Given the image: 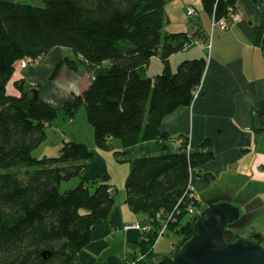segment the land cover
Here are the masks:
<instances>
[{
	"label": "trees",
	"instance_id": "16d2710c",
	"mask_svg": "<svg viewBox=\"0 0 264 264\" xmlns=\"http://www.w3.org/2000/svg\"><path fill=\"white\" fill-rule=\"evenodd\" d=\"M40 1L0 0V264H71L90 243L93 226L114 209L110 185L84 177L95 155L86 144L66 141L57 157L34 156L58 109L34 99L28 88L20 96L7 92L17 61L30 59L33 65L56 47L74 53L58 71L62 64L76 71L79 58L90 74L89 85L62 108L72 119L85 104L96 146L113 150L119 161L129 159L126 202L145 216L140 222L152 226L142 233L135 264H157L154 244L163 224L184 243L193 235L194 217L182 223L192 203L201 206L190 195L191 173L214 158L210 141L190 149L183 139L174 149L160 131L167 115L192 104L202 84L205 58L184 60L176 71L169 64L199 33L164 32L170 0ZM237 2L202 0L210 20L228 16ZM153 57L164 69L149 76ZM113 139L121 141V150ZM138 145L149 150L137 154ZM75 177L78 185L62 192V182ZM225 236L239 238L233 229Z\"/></svg>",
	"mask_w": 264,
	"mask_h": 264
},
{
	"label": "crops",
	"instance_id": "0c3cea01",
	"mask_svg": "<svg viewBox=\"0 0 264 264\" xmlns=\"http://www.w3.org/2000/svg\"><path fill=\"white\" fill-rule=\"evenodd\" d=\"M197 3V0H170L166 4L167 22L172 25L171 30L166 28V33H199L195 34L199 37L196 43L169 58L170 66L173 69L175 63L179 65L187 59L205 58L206 68L192 104L167 115L160 131L168 136L165 140L174 149L177 148L173 145L174 140L180 138L188 141L190 149L199 147L206 140L212 143L214 158L191 173L195 196L202 208L211 203L231 202L241 209V219L242 216H250L255 208L256 211L264 208V0H238L237 9L242 15L241 19L225 31L217 30L211 41L210 33L208 36L205 31L208 29L211 32V28L207 27L202 17L201 23L195 21L193 24L188 18L187 8ZM196 46L198 49L190 50ZM53 50L48 54H53ZM66 57L70 56L59 51L48 59L51 63H45L41 70L38 69L39 65L31 70L18 69L23 75L22 83L16 82L19 73L15 71L8 88L13 82L18 88V85L36 87L33 80L37 82L42 75L40 80L43 84H37L39 98L57 109L62 108L64 101L72 100L75 95L82 93L90 82L88 71L78 85L79 90L77 85L61 88L54 82L56 78L49 74ZM151 67L152 60L147 67V74L154 76L156 74H152ZM156 69L154 73H161L164 63ZM61 70L71 69L62 64ZM18 88L10 89L11 93L8 94L20 96ZM112 141L115 148L123 147L120 140ZM89 147L95 153L98 152L95 143ZM136 148H140L137 154L149 150V147L143 149V145ZM96 158L94 155L84 170V177L91 181L107 173L106 160L100 155ZM128 169L124 170L127 177ZM107 178L111 181L109 185L115 198L112 214L93 226L90 243L71 264H132L142 256L139 251L142 233L123 230V226L140 222L145 216L131 210L126 195H116L114 188L118 176L111 174ZM257 238L262 239L260 235ZM161 241L162 238L154 244L156 260L164 257L165 245Z\"/></svg>",
	"mask_w": 264,
	"mask_h": 264
},
{
	"label": "rangeland",
	"instance_id": "374dc122",
	"mask_svg": "<svg viewBox=\"0 0 264 264\" xmlns=\"http://www.w3.org/2000/svg\"><path fill=\"white\" fill-rule=\"evenodd\" d=\"M31 1L34 2V4L39 3V2L41 3L40 0H31ZM197 2H198L197 3L198 5H194L195 7L192 5L195 9H197L198 12H197L196 16H194L190 19L191 23L195 22V21L200 22L201 17H202L203 22L207 23V27L211 28V25L209 24V21H211V20L203 8L202 0H197ZM164 28H165L164 32H165V30H168V29L171 30L172 25H170L169 22H166ZM166 28H168V29H166ZM204 29H205V27H204ZM205 31L209 36L210 31H208V29L207 30L205 29ZM209 40H210V36H209ZM196 49H198L197 46L190 48L191 51H195ZM59 51H61V53L63 52L64 55H67L70 57H73L71 55L74 54L70 48L56 47V48H54L53 52H51L53 54H47V56L37 59L33 65H30L26 68L31 70V69H35V67H37L39 65L38 69L41 70L44 67L45 63H48V62L51 63V61H48V59L50 60V58H52V55H54L55 53H57ZM69 53H71V55H69ZM151 60H152L151 72H153L152 74H157L154 72H156V70H157L156 68H158V66L160 64H163V61L161 59H157L156 57H153ZM19 61H17L15 64V66H16L15 71H17L19 73V75L16 76L15 79H18L16 81L17 83H19V82L22 83L23 75H21L22 72H20V70H18V69L23 70L26 68H21L19 66ZM53 66H54V64H53ZM57 66L55 69L53 68L51 71V74H49L52 76V78H56L54 82L57 85H59L61 88L71 87V86L76 87V85H77L76 88H78L77 90H79L78 85L80 83H82L81 79H83V77L87 71L86 64L78 58L76 71H73V70L72 71L71 70L58 71ZM177 66L178 65H176V63H175L173 66V69L171 66L170 67L173 71H176ZM56 71H58L57 74H56ZM36 74H38V73H36ZM41 77H42V75L39 76L37 82H36V80H33L34 81L33 84H35L36 87H33V88L29 87L28 89L31 91H34V90L38 91V89H37L38 85L37 84H39V83L43 84V81L40 80ZM18 86H19V88L17 87V84L13 82L10 89L14 90V89L18 88L20 93H21V89H22V88H20L21 85H18ZM8 89L9 88L7 85V92L11 93L10 89H9V91H8ZM38 94H39V92H38ZM66 141H75V142H79V143H84L88 147L95 143V131H94L93 126L91 125V123L88 120L85 104H82L80 106L75 117L72 119L69 118L65 114L63 108L58 109L57 117L52 122L51 126L47 128L46 140L38 148H36L34 150L33 154L35 157H39V158H42L43 156L57 157L60 154V150H61L63 143ZM95 148L98 149L97 153H95V151H94L95 158L97 157L96 159H98V155L102 156L106 160V164H107V170L106 171H107V173H109V175L112 174L113 176H116V177L118 176V178H119V180L116 179L117 180L116 187L114 188V189H116V195H118V196L126 195V188H125L126 186L125 185H126L127 173L125 174L124 170L127 171V169L129 168L128 172H130L131 163H130L129 159H127L125 161H119L118 158L115 156V153L113 152V150H103V149H100L98 147H95ZM116 150H121V148H116ZM103 175L97 176V178H96L97 183L100 184L102 182H106V183L110 184L111 181H109V178H107L105 180ZM122 176H123V178H122ZM79 181H80L79 177H75L69 181H63L61 184L62 192H66L68 189L74 188L75 186L78 185ZM197 208L200 209L202 207L198 206ZM187 213H188V215L182 220L183 224H185L190 219V217H193L191 212H187ZM194 219H195L194 220V222H195L196 218L194 217ZM129 224H131V223H129ZM231 227H235L237 229V235L239 236V238L244 237V238L256 239V237L258 235H260L263 239V244H264V208H262V210H257V211L255 208L250 213V216H242V218L236 224L231 225ZM166 229H167L166 233L160 237V238H162L161 243L163 245H165L164 255L162 254V256H164V257H162V258L171 256L172 251L175 248H178V250L181 248L179 246L177 247V245L180 244V246H181V244L184 243L181 235H179L176 232L170 231L168 228V225H167ZM157 237H158V233H157Z\"/></svg>",
	"mask_w": 264,
	"mask_h": 264
},
{
	"label": "water",
	"instance_id": "95a60500",
	"mask_svg": "<svg viewBox=\"0 0 264 264\" xmlns=\"http://www.w3.org/2000/svg\"><path fill=\"white\" fill-rule=\"evenodd\" d=\"M22 88V85L20 86ZM34 99L39 98L34 90ZM241 217V209L231 202L211 203L194 222L193 235L173 256L157 264H264L261 240L238 238L228 241L225 233Z\"/></svg>",
	"mask_w": 264,
	"mask_h": 264
},
{
	"label": "built area",
	"instance_id": "2783aa9c",
	"mask_svg": "<svg viewBox=\"0 0 264 264\" xmlns=\"http://www.w3.org/2000/svg\"><path fill=\"white\" fill-rule=\"evenodd\" d=\"M187 15L189 20L197 15V9H195L193 6H189L187 8ZM241 13L238 9L234 8V7H230L229 8V15L226 17H222L220 19H216L215 17H213L211 19V32H210V41L212 40V37L214 36L215 32L217 30L220 31H225L227 30L232 24L236 23L237 21H239L241 19ZM197 41L194 40L192 42H189L185 45L184 49H187L192 43H196ZM30 59H21L19 61V66L21 68H26L29 66L30 63ZM198 91L195 94V97L197 96ZM183 144V139H175L173 142V145L175 147H180V145ZM190 148V147H189ZM108 191L110 193L113 192V189L109 188ZM189 191H190V195L192 198L195 197V187L191 181L190 186H189ZM198 206L194 205V203H192L189 208H188V212L192 213V216L195 217L196 219L199 217L202 209H198ZM160 217V216H158ZM167 224H163L161 226V228L158 230V237L157 240L163 236L166 231H167ZM123 230H135V231H139L140 233H144V232H151L152 231V226L148 223H144V222H135V223H131V224H125L123 226ZM132 264H135L132 263Z\"/></svg>",
	"mask_w": 264,
	"mask_h": 264
},
{
	"label": "flooded vegetation",
	"instance_id": "af4514ba",
	"mask_svg": "<svg viewBox=\"0 0 264 264\" xmlns=\"http://www.w3.org/2000/svg\"><path fill=\"white\" fill-rule=\"evenodd\" d=\"M239 220H240V219H239ZM239 220H238V221H239ZM238 221H236L234 224H236ZM232 225H233V224H232ZM234 228H235V227H233V230H234V231H237V229H236V228L234 229ZM248 239H251V238H248ZM252 240H257V241H258V240H261V241L263 242L262 239H259V238H257V237H256V239H252Z\"/></svg>",
	"mask_w": 264,
	"mask_h": 264
}]
</instances>
